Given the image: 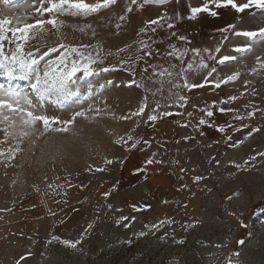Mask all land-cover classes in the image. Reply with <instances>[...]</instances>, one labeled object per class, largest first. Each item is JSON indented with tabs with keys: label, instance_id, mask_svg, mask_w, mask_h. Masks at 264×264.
I'll use <instances>...</instances> for the list:
<instances>
[{
	"label": "rangeland",
	"instance_id": "obj_1",
	"mask_svg": "<svg viewBox=\"0 0 264 264\" xmlns=\"http://www.w3.org/2000/svg\"><path fill=\"white\" fill-rule=\"evenodd\" d=\"M141 2L138 0V4ZM203 3L204 0H165L162 5L150 3L142 8L132 5L133 11L127 13L130 0H117L116 4L88 17L58 15L65 22L59 32L46 26L48 33L38 44L30 41L26 45V51L39 46L40 54L60 43L91 45L87 51L95 54L102 49V57L113 53L103 65H94L97 68L118 64L128 54L121 53L118 57L117 49L132 45L134 51L141 40L152 55L138 53L141 60L134 66L125 65L134 75L120 69L92 78L94 82L112 80L114 85H119L107 87L95 101L108 115L92 122L77 118L66 133L49 132L39 139L33 135L20 145L22 150L15 159L0 158V257L4 264H264V212L260 211L264 209V156L258 155L264 152L263 126L249 136L242 127H236L219 142L193 141L182 158L191 173L181 172L185 180L167 182L159 195L144 186L143 181L136 183L140 185L137 196L121 185L138 143L131 147V141L124 145L116 144L115 140L131 135L134 141H140L156 130L176 134L179 127L187 124L184 116L187 106L175 104V98L169 94L168 78L164 77L162 92L157 91L159 78H154L155 83L148 79L152 66L157 71L162 68L179 71L192 62L194 70L187 73L190 84L202 83L212 66L217 71L208 78L210 81H222L238 72V79L221 85L239 92L250 87L256 95L260 78L264 82V42L257 41L249 53L240 56L233 48L247 44V39L236 37L232 30L222 31L229 24H235L236 31L262 27L264 11L252 7L237 13L230 7L216 9L210 5L218 12L216 17L200 13L189 19L190 9ZM165 13L175 25L173 28L167 27L166 19L151 26L156 28L155 32L138 34L146 21ZM120 16L125 19L121 20ZM4 17L32 23L39 14L31 0H15L9 6L0 3V18ZM180 36L186 39L181 40ZM218 46L219 54L215 52ZM192 49H200V56ZM204 49L217 58L235 55L238 59L221 66L209 59L210 53ZM58 54L52 53L45 59H54ZM201 58L209 69L196 67ZM145 67L147 73L142 71ZM133 80L135 83L129 86ZM175 82L182 83L179 78ZM8 83L0 76V84ZM12 83L30 91L26 81ZM173 91L187 96L192 89ZM145 97L144 114L131 116L145 102ZM157 104L160 108L154 112ZM72 111L49 108L48 114L66 120ZM164 112L171 114L163 116ZM152 114L161 118L149 121L147 117ZM122 116L131 118L120 119ZM0 140H3L2 132ZM10 146L15 147L11 140L0 144L5 156ZM44 194L61 202L62 207L69 201L74 205V221L67 224L73 230L68 233L51 230L33 242L21 239L15 224L35 217ZM65 240L81 242L72 248L63 243Z\"/></svg>",
	"mask_w": 264,
	"mask_h": 264
},
{
	"label": "snow or ice",
	"instance_id": "obj_2",
	"mask_svg": "<svg viewBox=\"0 0 264 264\" xmlns=\"http://www.w3.org/2000/svg\"><path fill=\"white\" fill-rule=\"evenodd\" d=\"M14 2L15 0H0V3L4 6H9ZM116 2L117 0H95L94 3H88L86 0H31L34 11L39 14V18H36L34 22H24L20 18H0V76L5 77L9 82L7 86L0 84V132L3 133V140H0V144L7 143L9 140L15 143V147L10 146L7 149V156H5V151L0 149V158H5L7 161L15 159L16 154L22 150L20 145L33 135L39 139L46 136L49 132L66 133L70 131V126L75 123L77 118L92 122L98 117L108 115L106 110L102 109L95 101L103 95L107 87H118L119 85H114L112 80H107L104 83H99V81L94 82L92 78L100 77L102 73H109L120 69L132 71L131 68H125V65L134 66L137 61L141 60L142 56L138 53H143L144 56L152 55V52L148 50V46L143 40L139 42V45L134 51L132 50V45H126L123 48L117 49L116 55L118 57L121 53L128 54L127 58L119 59L118 64L99 68L94 67V65H103L105 59L108 56H112L113 53L108 52L102 57L100 55L102 49L95 51V54L87 51V49L92 47L91 45L75 46L60 43L58 46L48 47L46 51L40 54L39 46L26 51V45L30 41H36L38 44L48 33L46 26H51V29L59 32L65 26V22L59 20L58 15L88 17L99 13L103 9H107L110 5L116 4ZM164 2L165 0H142L138 4V0H130V4L126 6V12L131 13L133 11L132 5H137L139 8H142L146 4L159 3L162 5ZM37 4L38 6H36ZM210 5L216 9L230 7L237 13H243L246 9L252 7L264 11V0H247L246 3H237L236 0H204L201 6L190 9L191 15L188 18L195 19L200 13H207L212 17H216L218 12L212 10ZM45 14H47V18H44ZM120 19H125V16H120ZM166 19L167 27L173 28L175 25L165 13L157 19L146 21L145 27L139 29L138 34H145L148 31L155 32L156 28L151 26L159 25L161 21ZM88 27L90 28L91 25H88ZM117 27L119 28V25ZM235 29V24H229L222 31L227 32L232 30L233 35L236 37L247 39V44L233 48V51L240 56L249 53L252 50V44L257 41L264 42V26L255 30L236 31ZM80 30L83 31L84 29ZM92 35L95 36V31H93ZM179 39L184 40L186 37L180 36ZM224 39L227 40L228 37ZM5 42L8 45L7 50L5 48ZM204 51L210 53L209 59L215 60L221 66L225 65L226 62L236 61L238 59V56L235 55H221L217 58L211 55L209 49H204ZM57 52L59 54L54 59H45L46 57H51L52 53ZM192 52L196 56H200L201 50L192 49ZM215 52L219 54L221 47H216ZM169 55H173V53H169ZM177 59H181V57L178 56ZM152 67V75L148 79L155 83L157 81L154 78H159L160 88L157 91L162 92L164 77L166 76L168 78L167 83L171 86L169 94L175 98L174 102L178 107H183L187 103V98L178 91H173V89L184 88L191 90L193 88L204 87L206 83L212 82L208 78L212 77L213 73L217 71V68L212 66L202 83L190 84L187 79V73L194 70L192 62H188L186 66H182L179 71H170L167 68H162L157 71L154 66ZM196 67L199 69H209V65L203 58L200 59ZM142 71L147 73L148 68L145 67ZM132 74L134 75V71H132ZM239 75L238 72L229 75L226 79L216 82L215 87L219 88L221 83L227 84L230 81H235ZM176 78H179L182 83L175 82ZM13 81H26V87L30 91L14 85L12 83ZM132 83H135V81H129V86ZM235 99V96L228 98L230 101ZM144 100L145 102L141 104L138 111L131 113V116H141L144 114L147 108V97ZM168 106H172L171 103ZM49 108H55L57 110L73 109V111L71 117L65 120L61 119L58 115H49ZM159 108L160 105L157 104L154 112ZM219 110L221 112L226 111L223 108ZM228 111L231 110L229 109ZM170 114L169 112H164L162 115L167 116ZM111 115L113 117L115 116L114 113ZM188 115L191 116L192 114L189 113ZM213 115V111H206L207 117H212ZM247 115L248 117H253L255 112H249ZM131 116H122L120 119H129ZM159 118L161 117L157 114H152L147 117L149 121L153 122ZM234 119L243 120L244 117L236 115ZM207 123L208 121L204 118L199 120V125H205ZM217 130L223 133L225 128L221 126ZM254 131H259V129H254ZM130 141L132 142L131 147H135L136 143L139 142L134 141L131 135H127V139L122 136L114 142L116 144L128 145ZM33 144H35V141H33ZM258 155L264 156V152L258 153ZM252 159H255V157H252ZM152 162L151 159L147 161L149 164ZM106 163L111 164L112 160H106ZM245 163L247 164L248 162L245 161ZM197 179L199 180L201 178L197 177ZM105 195L108 194L105 193ZM260 211L264 212V209H260ZM230 214L234 215V213ZM80 242V240L75 242L63 241L66 246L72 248L77 247ZM128 243L130 244L131 241H128ZM240 243H243V241H240ZM236 255L239 254L236 253Z\"/></svg>",
	"mask_w": 264,
	"mask_h": 264
},
{
	"label": "crops",
	"instance_id": "obj_3",
	"mask_svg": "<svg viewBox=\"0 0 264 264\" xmlns=\"http://www.w3.org/2000/svg\"><path fill=\"white\" fill-rule=\"evenodd\" d=\"M219 80L206 83L204 87L194 88L185 96L187 98L184 116L187 124L179 127L176 134H165L159 130L144 136L133 150L130 169L121 178L122 188H125L132 195L140 191L137 182L143 181L144 186L161 194L167 182H178L185 180L182 173L190 174L191 170L182 163L185 151L191 148L192 142H219L225 134L232 132L236 127H242L244 134L249 136L254 129L264 127V82L260 78L258 92L249 88H242V91L221 85L215 87ZM222 84V83H221ZM235 96V100H228ZM227 101V102H222ZM225 109L221 112L219 109ZM231 111H228V110ZM213 111L212 117L206 116V111ZM255 112L253 117L247 113ZM192 115L189 116L188 114ZM236 115L243 116V120H236ZM204 118L208 121L205 125H199V120ZM246 125V126H245ZM223 126L225 131L217 129ZM152 163H147L148 160ZM143 186V185H142ZM143 201V200H142ZM145 201V200H144ZM65 203V201H63ZM59 201H55L47 194L43 195L41 207L34 218L20 221L15 224L19 237L28 241H36L48 235L49 231L68 233L73 227L74 205L65 203L62 207ZM76 223V222H74ZM0 264L4 260L0 257Z\"/></svg>",
	"mask_w": 264,
	"mask_h": 264
},
{
	"label": "built area",
	"instance_id": "obj_4",
	"mask_svg": "<svg viewBox=\"0 0 264 264\" xmlns=\"http://www.w3.org/2000/svg\"><path fill=\"white\" fill-rule=\"evenodd\" d=\"M72 38H70V40H71Z\"/></svg>",
	"mask_w": 264,
	"mask_h": 264
}]
</instances>
